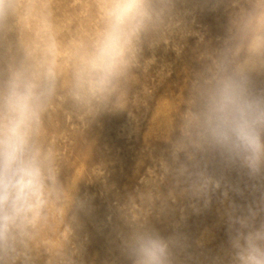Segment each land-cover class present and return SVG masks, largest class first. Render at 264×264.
Wrapping results in <instances>:
<instances>
[{
	"label": "rangeland",
	"instance_id": "1",
	"mask_svg": "<svg viewBox=\"0 0 264 264\" xmlns=\"http://www.w3.org/2000/svg\"><path fill=\"white\" fill-rule=\"evenodd\" d=\"M6 2L13 11L0 28V68L6 56L29 54L58 74L39 135L56 185L8 264H128L125 241L139 227L178 238L181 264H211L227 246L231 205L264 206L260 182L209 159L220 187L194 201L178 182L172 145L198 81L264 0H176L174 19L143 42L119 86L90 105L68 93L74 53L102 28L101 0Z\"/></svg>",
	"mask_w": 264,
	"mask_h": 264
},
{
	"label": "clouds",
	"instance_id": "2",
	"mask_svg": "<svg viewBox=\"0 0 264 264\" xmlns=\"http://www.w3.org/2000/svg\"><path fill=\"white\" fill-rule=\"evenodd\" d=\"M13 5L0 0V28ZM102 28L74 53L69 96L90 105L111 94L132 67L143 42L176 16V0H101ZM58 74L29 54L6 56L0 68V259L17 249L40 219L57 181L53 154L39 139L42 117L56 94ZM178 182L194 201L220 187L206 161L237 169L260 183L264 205V4L224 42L198 81L172 145ZM183 245L151 227L134 228L125 241L128 264H181ZM211 264H264V206L228 211V239Z\"/></svg>",
	"mask_w": 264,
	"mask_h": 264
}]
</instances>
